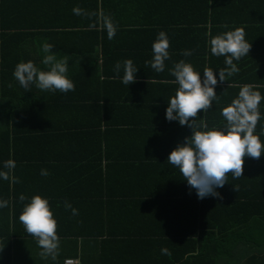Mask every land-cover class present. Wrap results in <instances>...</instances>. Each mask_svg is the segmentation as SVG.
I'll return each instance as SVG.
<instances>
[{
  "label": "trees",
  "instance_id": "1",
  "mask_svg": "<svg viewBox=\"0 0 264 264\" xmlns=\"http://www.w3.org/2000/svg\"><path fill=\"white\" fill-rule=\"evenodd\" d=\"M106 2L100 0L101 13ZM76 7L88 15L74 14ZM97 12V0H0V171L9 172L4 167L7 160L16 165L9 173L15 182L0 177V201H7L6 207H0L1 261L10 262L8 241L13 237L25 243L24 250L33 249L35 254L33 243L37 240L26 232L19 216L24 205L39 195L49 203L61 240L56 264H63L69 256L78 258L81 264H264V153L259 159L245 157L243 176L234 178L229 173L228 183L216 189L219 197L198 198L179 169L156 156L149 163L129 161L131 174L121 181L133 189L150 190L151 185L158 189L160 180L153 181L151 176L159 164L171 177V186L191 190L156 199L160 208H147L145 203L143 208L140 195L123 201L117 200L118 193H94V176L100 173L97 186L99 181H109L101 177L102 139L112 128L131 124L108 120L107 111L122 110L134 102L127 98L116 103L106 95L104 91L111 81L100 80L97 52L92 53L89 47L79 54V38L96 36L94 30L82 33L78 29L94 28ZM46 43L53 45L47 54L68 61L66 75L74 83V91H43L33 83L25 92L14 78V69L20 62L31 61L39 70H48L43 64L47 54L42 46ZM102 53L109 54L104 45ZM120 113L115 116H129L127 111ZM196 121L199 124L201 117ZM151 123L145 131H134V135L142 132L147 137H159L162 128L159 123ZM208 126L207 130L213 129ZM118 130L128 133L126 130L133 129ZM184 132L185 140L192 130ZM254 135L264 145V128H255ZM62 140H79V161L65 163L67 184L79 193L63 201L44 190L58 179L59 173L52 168L62 165L57 159L42 157L61 153L60 147L54 150L51 143ZM42 170L48 174L42 175ZM21 195L25 197L23 201ZM162 248L171 255L162 254Z\"/></svg>",
  "mask_w": 264,
  "mask_h": 264
},
{
  "label": "crops",
  "instance_id": "2",
  "mask_svg": "<svg viewBox=\"0 0 264 264\" xmlns=\"http://www.w3.org/2000/svg\"><path fill=\"white\" fill-rule=\"evenodd\" d=\"M97 2L95 27L78 29L82 33L94 30L93 35L96 37L95 39L87 36L79 38V54L81 55V51L87 52L89 47L92 48V53L97 52L95 60L101 69L100 80L111 81L107 91H104L106 95L113 98L116 103L123 102L127 98L133 99L134 102L129 103L127 107L124 106L122 110L110 108L107 111L108 120L131 123L129 126H117L118 129L128 127L133 130L131 132L126 130L128 133H125V130L112 128L115 131L111 130L109 135L102 139L101 177L103 179L108 177L109 181H103L102 184L99 181L97 186L100 173L95 172L97 175L94 176V193H118L117 200L123 199V201L128 199L127 197L137 198L136 195H140V204H143V208L145 206L160 208L161 204L156 199L159 200L168 195H182L184 191L191 190L182 186L181 188L171 186V177L167 176V171L164 172V166L155 165L157 171L151 176L153 181L160 180L161 187L158 189H155L154 185L149 187L150 190L146 187V189L144 187L133 189L131 185L128 186L122 181L131 174L127 164L129 161L149 163L150 160H154L153 156H156L158 160H165L172 150L185 142L182 139L183 133L190 128L181 126L178 121L166 119L168 101L179 87L175 77L170 73L175 63L181 60L190 63L195 71L200 72L202 79L204 68L214 71L218 80L215 86L217 96L212 102V107L207 112L201 111L197 116L209 124L208 128H225L226 120L221 115V111L224 107L231 105L232 101L238 97L241 87L245 85L253 86V90L261 94L262 99L259 105L261 119L256 128H264V0H107L103 13L99 10L100 0ZM101 16L108 18L115 27V36L112 39L108 37L107 28L100 23ZM225 25L227 27H224ZM236 28L244 30L245 39L251 43L252 47L248 55L238 61L233 60L238 72L230 76L226 72V81L221 83L219 70L228 69L229 66L225 64V56H215L211 53L210 39L228 31H234ZM161 31L166 33L169 41V59L165 60L164 71L156 72L150 64L146 65L145 62L153 59L152 45ZM92 40L96 42L92 44ZM103 45L109 50L106 56L102 53ZM184 51H190L192 55L184 56ZM126 59H131L134 66L139 68L135 82L129 86L122 83L123 67L119 73L115 70L116 63L120 62L123 65ZM120 111V114L127 111L129 116L125 118L115 116V113ZM148 122L159 123L162 128V133L158 134L159 137H147L142 132L134 135V131L140 129L145 131L149 128ZM196 123L198 124L197 121ZM101 129L103 130V127ZM167 129L172 132L167 133ZM51 144L54 150L60 147L61 153H55L58 155L54 156L45 154L42 157L57 159L62 167L52 168L54 172L59 173L58 179L44 190L50 197L61 200L70 198V194L79 193V190L67 184L68 169L66 170L65 163L79 161V149H76L79 147V140H62ZM65 160L68 162L63 163L62 161ZM164 181L166 182L163 185ZM59 242H61L60 238ZM8 244L11 259L6 264H56L58 262L55 259L58 258L59 247L56 258L53 259L51 255L42 257L40 253L43 250L37 243H33L34 255H32L33 249L28 250L29 252L24 250L25 243L18 242V238L9 239ZM1 259L0 264H5Z\"/></svg>",
  "mask_w": 264,
  "mask_h": 264
},
{
  "label": "clouds",
  "instance_id": "3",
  "mask_svg": "<svg viewBox=\"0 0 264 264\" xmlns=\"http://www.w3.org/2000/svg\"><path fill=\"white\" fill-rule=\"evenodd\" d=\"M76 15H88L79 7L73 9ZM100 23L107 28L108 37L115 36V27L108 18L101 16ZM224 27H227L225 25ZM211 53L215 56H225V64L228 69L219 70V82L226 81L225 76L238 72V68L233 60H240L249 54L251 43L245 39L244 30L236 28L234 31L214 36L210 39ZM169 41L165 32L161 31L156 41L152 45L153 59L145 64L151 66L156 72H163L165 60L169 59ZM53 45L44 44V53H51ZM184 56H190V51H184ZM43 64L48 66L47 71L39 70L33 62H20L16 65L13 76L19 84L30 91V87L35 83L36 87L43 91H59L67 93L75 90L74 83L67 77L68 61L66 59L57 60L54 54L44 56ZM123 67L124 75L122 83L129 86L136 80V68L131 59L123 61V65L117 62L115 70L119 73ZM171 75L175 77L179 85L175 95L168 101L166 109V119L168 121H178L181 126L189 127L191 136L185 137V142L172 150L167 161L179 169L183 179L188 185L196 190L198 198L219 197L217 188H223L228 183L227 177L231 173L234 178L243 176V165L245 157L259 159L264 153L259 136L254 135L257 123L261 119L259 105L261 94L253 90V86H242L238 97L231 105L224 107L221 115L226 120L224 130L215 128L207 130V124L201 119L196 123V117L203 111L207 112L212 107V102L217 94L215 86L218 80L214 71L204 68L203 79L200 72L194 70L190 63L184 60L174 64L170 69ZM11 87V85H9ZM203 129V130H198ZM15 161L7 160L4 167L9 172L0 171V177L4 180L12 179L11 170L15 169ZM42 175H47L46 170H42ZM234 190L237 191L234 186ZM25 197L20 196L23 201ZM7 201H0V207H6ZM66 207L71 205L66 204ZM73 215L77 210L73 209ZM19 221L23 224L26 232L36 238L38 246L43 250L42 257L51 255L56 258L59 237L56 232L57 224L50 210L49 203L39 195L31 198L30 202L24 205L19 216ZM161 253L171 255L167 248H162Z\"/></svg>",
  "mask_w": 264,
  "mask_h": 264
},
{
  "label": "built area",
  "instance_id": "4",
  "mask_svg": "<svg viewBox=\"0 0 264 264\" xmlns=\"http://www.w3.org/2000/svg\"><path fill=\"white\" fill-rule=\"evenodd\" d=\"M63 264H81V262L76 257H68L63 260Z\"/></svg>",
  "mask_w": 264,
  "mask_h": 264
}]
</instances>
